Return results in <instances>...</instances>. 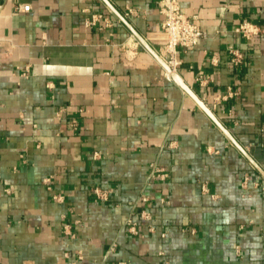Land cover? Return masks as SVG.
Listing matches in <instances>:
<instances>
[{
  "label": "crops",
  "instance_id": "obj_1",
  "mask_svg": "<svg viewBox=\"0 0 264 264\" xmlns=\"http://www.w3.org/2000/svg\"><path fill=\"white\" fill-rule=\"evenodd\" d=\"M161 1L0 0V264H264V0Z\"/></svg>",
  "mask_w": 264,
  "mask_h": 264
},
{
  "label": "built area",
  "instance_id": "obj_2",
  "mask_svg": "<svg viewBox=\"0 0 264 264\" xmlns=\"http://www.w3.org/2000/svg\"><path fill=\"white\" fill-rule=\"evenodd\" d=\"M30 5H20L18 10L28 11ZM160 11L163 14L161 28L165 34L163 45L164 61L171 69L178 65L177 48L181 47L187 51L193 49L203 36L201 28L195 22L193 16L188 15L180 6L177 0H162ZM238 30L244 35L249 36L254 33L255 27L249 22H242ZM74 122V121H73ZM75 125V123H73ZM264 130V126L262 128ZM155 172V171H153ZM93 193L97 200H107L108 191L105 189L94 188ZM61 199L60 196H54ZM67 229L68 224L63 226ZM133 227H131V230Z\"/></svg>",
  "mask_w": 264,
  "mask_h": 264
},
{
  "label": "water",
  "instance_id": "obj_3",
  "mask_svg": "<svg viewBox=\"0 0 264 264\" xmlns=\"http://www.w3.org/2000/svg\"><path fill=\"white\" fill-rule=\"evenodd\" d=\"M140 40L142 41V43L146 46L147 49H149L151 52H153L151 50V48L140 38ZM155 57L165 66V68L167 70H170V68L168 67V65L156 54L154 53ZM172 76L179 82V84L183 85V83L181 82V80L179 79V77L176 75V73L172 72ZM184 89L187 90L192 96L193 98L197 101V103L209 114V116L221 127L219 121L214 117V115L211 113V111L207 108V106H205V104L200 101L194 94H192L188 88H186L183 85Z\"/></svg>",
  "mask_w": 264,
  "mask_h": 264
}]
</instances>
